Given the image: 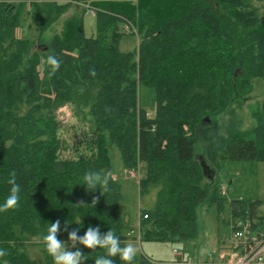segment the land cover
Returning a JSON list of instances; mask_svg holds the SVG:
<instances>
[{
	"label": "trees",
	"instance_id": "trees-1",
	"mask_svg": "<svg viewBox=\"0 0 264 264\" xmlns=\"http://www.w3.org/2000/svg\"><path fill=\"white\" fill-rule=\"evenodd\" d=\"M8 1L0 0V204L10 194L13 171L20 200L0 212V249L7 252L0 264H53L42 237L57 219L66 244L69 231L78 228L82 236L89 226L112 230L126 244L136 231L120 214L118 182L111 176L107 191H92L83 181L88 171L112 173L109 145L125 169L144 171L141 194L156 190L153 207L141 214L140 240L195 242L199 207L220 213L224 204L220 188L206 180L205 162L264 163V102L252 113L250 134L230 126L225 137L218 120L245 103L252 81H264V26L253 6L264 0ZM76 4L95 10V34L85 35L83 7L46 41L44 34ZM25 15L38 31L34 37L16 35ZM136 38V48L120 49ZM48 55L61 62L51 77L41 63ZM141 87L154 94L152 117L139 105ZM65 106L81 115L84 136L61 135L57 112ZM229 205L233 217L264 226L258 202ZM28 247L39 250L35 260ZM80 250L83 264L107 255L103 248Z\"/></svg>",
	"mask_w": 264,
	"mask_h": 264
},
{
	"label": "rangeland",
	"instance_id": "rangeland-1",
	"mask_svg": "<svg viewBox=\"0 0 264 264\" xmlns=\"http://www.w3.org/2000/svg\"><path fill=\"white\" fill-rule=\"evenodd\" d=\"M22 0H9L8 3H19ZM259 19V23L264 26V1L254 2ZM84 5L76 4L71 7L60 20L44 34L46 41H49L55 32L59 31L63 21L75 11L79 12ZM85 8V7H84ZM25 12H30L27 5ZM26 28V31H25ZM84 30L87 37L95 34V19L87 12L84 16ZM19 38L34 37L38 34L36 28L31 24L28 16H23V23L17 31ZM138 38L128 40L120 45L122 51H130L137 47ZM252 93L248 96L243 105L234 106L232 111H228L226 115L218 118L221 126V134L227 136L230 126H234L237 131L242 133H252L256 128V121L252 117L261 104L264 102V81H252ZM139 105L147 111V114L154 116L155 99L154 94L147 88L141 87L139 90ZM86 112V111H85ZM57 115L59 120L63 122V130L61 135L67 140L84 136L86 126L80 114L75 115L71 106H65L58 110ZM71 125H77V128H72ZM85 125V126H84ZM88 127V125H87ZM73 133V135H72ZM75 135V136H74ZM203 144L197 145V153L202 154ZM109 157L112 164V178L115 179L121 187V193L124 197L120 204V214L124 220L128 221L130 227L136 233L129 236L127 243H132L137 248V253L134 259L140 262L144 258L146 264H175L176 258L173 250L176 249L185 258L191 259L194 264H208L209 254L214 249L221 250L225 248L226 238L229 234V223L234 215L230 203L233 200H243L246 203L258 202L257 216L264 223V163L262 162H221L211 164L205 162L206 180L210 183H216L220 187H226L224 192H221L224 198L223 210L217 213L214 206L208 207L203 204L198 209L199 235L193 243H172L161 241H148L141 239L137 234L139 222L143 210L150 209L154 205L155 192L151 190L147 194L139 192L138 182L143 177L144 171L140 168L139 171L125 169L120 160V153L114 145H109ZM133 234V235H132ZM134 236V237H132ZM80 248V245H78ZM217 249V250H218ZM75 250V249H70ZM40 253L39 250H31L28 247L26 253L35 260L34 255Z\"/></svg>",
	"mask_w": 264,
	"mask_h": 264
},
{
	"label": "clouds",
	"instance_id": "clouds-1",
	"mask_svg": "<svg viewBox=\"0 0 264 264\" xmlns=\"http://www.w3.org/2000/svg\"><path fill=\"white\" fill-rule=\"evenodd\" d=\"M26 31V28H25ZM42 64H46L50 68L49 77L54 75L60 68V60L55 55H48L46 59L41 61ZM90 75L95 77V69L90 70ZM83 93L84 89L79 90ZM112 173L105 172L101 175L100 172L88 171L83 176V181L87 189L92 191L97 188H103L104 191L108 190L109 180ZM11 185L10 194L7 196L3 204H0V212H5L10 209H14L19 205L20 200V186L16 182V172L10 173L7 181ZM99 197H94L91 205L95 206ZM84 202L81 201L76 206H83ZM65 231H67V223L65 222ZM61 231V221L57 219L55 222L50 223V227L47 229V234L42 237V243L46 247V251L53 259V264H83L86 260L84 253L80 250L78 245L94 250L97 248H103L106 250V256H99L95 259L94 264H115V261L110 257H119L125 264H131L136 253L137 248L132 243H127L121 246V241L118 236L109 230L106 233L100 231L99 226H89L84 234L79 235V229H73L68 232V242L60 240L58 233ZM70 249H75L70 250ZM7 255V252L0 249V258ZM7 264V261H4Z\"/></svg>",
	"mask_w": 264,
	"mask_h": 264
},
{
	"label": "built area",
	"instance_id": "built-area-1",
	"mask_svg": "<svg viewBox=\"0 0 264 264\" xmlns=\"http://www.w3.org/2000/svg\"><path fill=\"white\" fill-rule=\"evenodd\" d=\"M84 7L90 16H95L94 9L89 5ZM124 30L128 32L130 26L126 24ZM225 189L226 187H220L221 192ZM225 243V248L214 249L209 254L208 264H264V226L257 220H251L248 216L233 217L229 223V234ZM173 254L176 258L175 264H194L176 249L173 250Z\"/></svg>",
	"mask_w": 264,
	"mask_h": 264
},
{
	"label": "crops",
	"instance_id": "crops-1",
	"mask_svg": "<svg viewBox=\"0 0 264 264\" xmlns=\"http://www.w3.org/2000/svg\"><path fill=\"white\" fill-rule=\"evenodd\" d=\"M18 31V30H17ZM16 35H17V37H18V34H17V32H16ZM138 229V228H137ZM134 234V233H133Z\"/></svg>",
	"mask_w": 264,
	"mask_h": 264
},
{
	"label": "water",
	"instance_id": "water-1",
	"mask_svg": "<svg viewBox=\"0 0 264 264\" xmlns=\"http://www.w3.org/2000/svg\"><path fill=\"white\" fill-rule=\"evenodd\" d=\"M206 121H208V120L206 119Z\"/></svg>",
	"mask_w": 264,
	"mask_h": 264
}]
</instances>
